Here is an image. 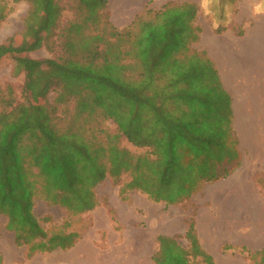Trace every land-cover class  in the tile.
<instances>
[{
    "label": "trees",
    "instance_id": "obj_1",
    "mask_svg": "<svg viewBox=\"0 0 264 264\" xmlns=\"http://www.w3.org/2000/svg\"><path fill=\"white\" fill-rule=\"evenodd\" d=\"M107 3L29 0L25 23L35 21L39 9L42 14L34 43L44 34L55 56L21 60L24 68L16 72L24 73L26 90L37 84L53 99L31 104L17 102L11 88L0 93V216L27 257L69 251L81 237L45 231L33 212L39 200L83 215L98 206L94 190L110 178L122 201L138 191L152 202L177 205L240 165L229 97L204 55L188 51L200 31L193 26L196 6L145 8L118 30ZM65 10L74 18L62 24ZM5 18L1 11L0 22ZM30 48L0 44V61ZM216 86L228 101L226 115ZM124 140L146 151L132 154ZM124 176L127 182L119 184ZM184 239L186 247L179 237L159 235L152 262L215 264L199 244L195 220Z\"/></svg>",
    "mask_w": 264,
    "mask_h": 264
},
{
    "label": "rangeland",
    "instance_id": "obj_2",
    "mask_svg": "<svg viewBox=\"0 0 264 264\" xmlns=\"http://www.w3.org/2000/svg\"><path fill=\"white\" fill-rule=\"evenodd\" d=\"M205 1L206 5L203 9L207 12V17L211 16L215 21L225 19L228 21L237 14L241 4L246 0ZM156 4L158 6L161 2ZM29 6V0H0V12L3 11L6 15V18L0 22V44L19 47L22 43V47L32 46L17 58L10 57L0 61V93L11 88L17 102L39 104L52 101L53 94L42 95L37 84L31 85L26 90L24 73L16 71L24 68L21 60L26 58L49 60L55 55L50 50V38L44 34L39 33L38 41L34 43L42 14L39 9L38 18L33 22L25 23ZM257 11L264 12V1L258 5ZM73 18V13L65 10L62 13L61 23L65 24ZM56 43L59 47L60 40L56 39ZM205 61L206 59H203V62ZM216 90L219 105L225 110L222 111L226 115L228 101L218 88ZM106 126L110 131H115V126L110 122H107ZM121 145L135 155L146 151L133 147L125 140ZM254 164L263 167L264 161L260 158ZM255 175L254 185L261 189L264 197V173ZM125 182L127 178L124 176L119 184ZM225 183L222 181L217 185L205 184L188 200L177 205H166L163 202H152L138 191L128 192L127 201H122L118 195V186L107 178L94 190L98 206L78 216L39 200L34 205L33 212L40 226L49 233L58 231L80 233L79 241L69 251L34 253L31 257H27V248L15 246L13 234L5 230L6 219L0 216V247L2 244H7L14 255L12 260L8 261L7 253L0 250V264H154L152 256L158 248L156 238L159 235L179 237V243L186 247L184 234L188 221L196 219L198 209L212 207L210 201L213 196H210V193L214 188ZM161 224H177V227L175 230L161 231ZM224 229L227 230V227ZM238 232L241 237L248 236L250 227L241 226ZM144 243L145 248L142 247ZM218 257L222 264L232 263L235 259H241L240 264H264V253L237 250L227 245L220 249Z\"/></svg>",
    "mask_w": 264,
    "mask_h": 264
},
{
    "label": "crops",
    "instance_id": "obj_3",
    "mask_svg": "<svg viewBox=\"0 0 264 264\" xmlns=\"http://www.w3.org/2000/svg\"><path fill=\"white\" fill-rule=\"evenodd\" d=\"M261 1L264 0H246L228 21L207 17L204 0H108L107 3L110 22L118 30L128 27L145 8L158 12L171 2L193 4L197 8L193 26L200 31L197 42L187 46L188 51L204 55L229 97L231 128L240 156L239 167L222 180L226 182L224 185L210 193L212 207L198 209L196 214L199 244L215 264H222L218 256L226 245L264 253V197L253 180L255 174L264 173V166L254 164L260 158L264 161V12L257 11ZM217 28L224 30L217 34ZM161 226L163 231H171L177 224ZM241 226L250 227L248 236L241 237L238 232ZM240 260L225 264H240Z\"/></svg>",
    "mask_w": 264,
    "mask_h": 264
},
{
    "label": "bare ground",
    "instance_id": "obj_4",
    "mask_svg": "<svg viewBox=\"0 0 264 264\" xmlns=\"http://www.w3.org/2000/svg\"><path fill=\"white\" fill-rule=\"evenodd\" d=\"M172 227H173V226H172ZM176 227H177V226H176ZM176 227H175V228H176ZM173 228H174V227H173ZM160 230L163 231V230H164L163 227H160ZM145 245H146L145 243H144V245L142 244V247L145 248V247H146ZM0 250L5 251V252L7 253V255H8L7 258H8V260L10 259V261H11V260H12L11 258L14 257L13 253L10 251V248H8V245H7V244H5V245L2 244L1 247H0ZM13 260H14V259H13Z\"/></svg>",
    "mask_w": 264,
    "mask_h": 264
}]
</instances>
